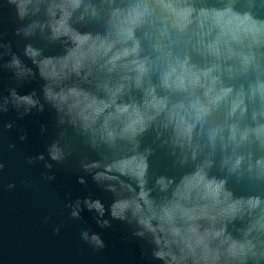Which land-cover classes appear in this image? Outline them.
<instances>
[{"label":"water","instance_id":"water-1","mask_svg":"<svg viewBox=\"0 0 264 264\" xmlns=\"http://www.w3.org/2000/svg\"><path fill=\"white\" fill-rule=\"evenodd\" d=\"M0 264H264V0H0Z\"/></svg>","mask_w":264,"mask_h":264}]
</instances>
